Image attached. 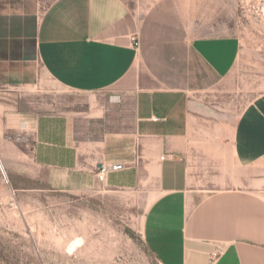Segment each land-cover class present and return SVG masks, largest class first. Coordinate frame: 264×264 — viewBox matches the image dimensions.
Here are the masks:
<instances>
[{
    "label": "crops",
    "instance_id": "1",
    "mask_svg": "<svg viewBox=\"0 0 264 264\" xmlns=\"http://www.w3.org/2000/svg\"><path fill=\"white\" fill-rule=\"evenodd\" d=\"M12 12H0V88L51 80L87 99L33 119L30 159L48 187L86 192L97 168L123 164L105 184H154L143 230L160 264H264V125L243 114L236 143L191 140L206 132L208 112L197 105L230 73L238 39L179 32L151 48L154 29L128 0H52L26 48V13ZM20 119L1 113L0 135Z\"/></svg>",
    "mask_w": 264,
    "mask_h": 264
},
{
    "label": "rangeland",
    "instance_id": "2",
    "mask_svg": "<svg viewBox=\"0 0 264 264\" xmlns=\"http://www.w3.org/2000/svg\"><path fill=\"white\" fill-rule=\"evenodd\" d=\"M51 1L0 0V12L26 13L19 25L26 48ZM128 1L154 29L145 40L151 48H167L179 32L188 41V35L239 41L230 73L214 82L206 104L197 105L212 125L202 126L206 132L192 142L236 143L243 114L247 122L255 115L263 127L264 0ZM86 100L51 80L0 88V114L21 116L19 125L0 135V264H160L143 230L154 184L121 189L97 183L86 192L56 191L45 182L47 171L31 163L34 117L84 108Z\"/></svg>",
    "mask_w": 264,
    "mask_h": 264
},
{
    "label": "built area",
    "instance_id": "3",
    "mask_svg": "<svg viewBox=\"0 0 264 264\" xmlns=\"http://www.w3.org/2000/svg\"><path fill=\"white\" fill-rule=\"evenodd\" d=\"M134 40V45L137 48L138 47V42L136 41V39ZM126 169V167L123 164H115L112 166H101L99 168H97V180L99 183L105 184L106 183V177L109 173L112 172H121L124 171ZM4 177L6 178V173L3 171Z\"/></svg>",
    "mask_w": 264,
    "mask_h": 264
},
{
    "label": "bare ground",
    "instance_id": "4",
    "mask_svg": "<svg viewBox=\"0 0 264 264\" xmlns=\"http://www.w3.org/2000/svg\"><path fill=\"white\" fill-rule=\"evenodd\" d=\"M0 168H1V169L4 168L3 165H2V161H1V159H0Z\"/></svg>",
    "mask_w": 264,
    "mask_h": 264
}]
</instances>
